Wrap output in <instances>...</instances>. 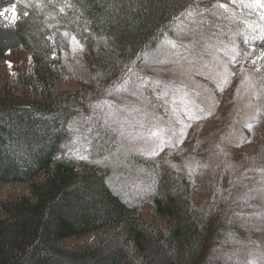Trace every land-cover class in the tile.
I'll list each match as a JSON object with an SVG mask.
<instances>
[{
    "label": "trees",
    "instance_id": "16d2710c",
    "mask_svg": "<svg viewBox=\"0 0 264 264\" xmlns=\"http://www.w3.org/2000/svg\"><path fill=\"white\" fill-rule=\"evenodd\" d=\"M252 2L0 0V10L17 3L20 13L14 26L5 27L0 18V61L18 48L32 61L29 75L20 84L10 81L0 96V182L29 186L17 201L0 203V264H213L212 249L200 256L208 239L215 247L225 240L222 209L210 198L204 210L196 209L185 173L117 149L112 133L100 138L94 155L118 153L115 164L93 158L76 163L63 156L70 124L89 99L83 93H60L62 73L53 41L63 45L65 32L75 36L106 87L113 88L127 83L179 26L209 42H244L258 54L264 50V9L244 6ZM253 82L264 100V67ZM20 87L35 97L15 96ZM260 138L258 162L264 166V131ZM116 178H142L147 191L116 190ZM221 181L226 185L228 180ZM146 202L152 218L163 224L141 218ZM210 209L219 210L214 221ZM210 222L216 228L208 237ZM81 239L78 245L65 243Z\"/></svg>",
    "mask_w": 264,
    "mask_h": 264
},
{
    "label": "rangeland",
    "instance_id": "374dc122",
    "mask_svg": "<svg viewBox=\"0 0 264 264\" xmlns=\"http://www.w3.org/2000/svg\"><path fill=\"white\" fill-rule=\"evenodd\" d=\"M71 36L63 34V45L59 39L53 41L62 73L59 90L66 96L83 93L89 103L86 109H78L70 124L63 156L76 163L93 158L115 164L118 153L94 155L100 138L112 133L117 149L185 173L192 181L196 209L204 210L209 198L218 201L225 240L215 247L208 239L200 257L212 249L213 264H264V166L258 162L264 100L253 82L255 69L264 60L257 65L251 63L254 57L244 63L239 56L234 60L236 52L251 51L244 42H209L189 27L179 26L156 54L146 56L127 83L107 88L87 48L80 44L83 50L74 51ZM31 68V56L24 49L8 52L0 61V96L10 81L20 84ZM29 95L26 87L15 93L17 97ZM181 122L191 124L184 136L180 135ZM246 124L254 126L251 132ZM150 129L158 136L152 137ZM161 141L163 150L158 147ZM224 178L226 185L221 184ZM113 181L116 190H131L134 195L147 191L141 188L142 178ZM28 191L25 182L13 186L0 182V203L15 202ZM139 211L144 221L163 224L152 218L151 203H143ZM215 213L219 210L210 209V220L214 221ZM215 228L210 222L208 237Z\"/></svg>",
    "mask_w": 264,
    "mask_h": 264
},
{
    "label": "snow or ice",
    "instance_id": "6c2138e0",
    "mask_svg": "<svg viewBox=\"0 0 264 264\" xmlns=\"http://www.w3.org/2000/svg\"><path fill=\"white\" fill-rule=\"evenodd\" d=\"M245 7L248 8H257V9H264V0H253L252 3L250 4H245ZM25 8L28 7L27 4L24 5ZM220 8H225V10H227L226 6L224 4H219ZM61 11H63V9H61ZM11 12V16H8V13ZM20 13H18L17 11V3H12L10 5V7H5L2 10H0V18H3L6 23H5V27H8L9 25H15L16 21L19 18ZM24 16H27L28 13L27 11L23 12ZM261 18L264 19V13H261ZM64 36L67 38L69 37V33L65 32ZM70 42L73 45V50L75 51L77 48H79L80 51H82V47L80 46L79 41L76 39L75 36H71L70 37ZM171 43V42H170ZM173 47H175V44H172ZM239 56L241 59H247L249 57H254L251 59V63L253 65H257V61L259 60H264V50L260 51L258 54L255 53V51L253 50V52H249L247 50H245L243 53L240 52H236L235 56L233 57V59L235 60V57ZM55 58V57H53ZM261 67H264V65H258L255 69L256 72H260ZM241 71H243V69H241ZM233 75H235V73H233ZM224 83H228L227 80L224 81ZM257 116H259V110H257ZM189 119H193V117H189ZM198 119V117H197ZM183 124V128H181L180 130V135L184 136L186 135V132L184 131L185 128H189L191 127V124H184L183 122H181ZM245 127L248 128V130L251 132L253 130V125L252 124H246ZM149 133L152 137H157L158 133L157 131L154 130H149ZM176 133L174 132L173 135H175ZM250 142V141H249ZM160 150H163V141H161V143L158 145Z\"/></svg>",
    "mask_w": 264,
    "mask_h": 264
}]
</instances>
